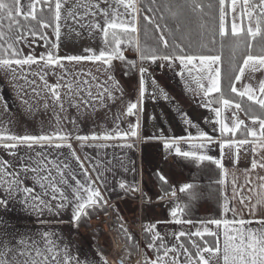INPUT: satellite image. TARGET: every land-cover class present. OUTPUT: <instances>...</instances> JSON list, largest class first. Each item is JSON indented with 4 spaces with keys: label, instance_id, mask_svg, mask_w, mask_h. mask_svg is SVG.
Instances as JSON below:
<instances>
[{
    "label": "crops",
    "instance_id": "obj_1",
    "mask_svg": "<svg viewBox=\"0 0 264 264\" xmlns=\"http://www.w3.org/2000/svg\"><path fill=\"white\" fill-rule=\"evenodd\" d=\"M90 1L94 3L93 1L95 0ZM96 1L97 3L103 2V0ZM28 2L29 0H21V3L24 5ZM65 3L66 1L62 0L61 11L64 10L63 5ZM134 3L139 17L138 0ZM250 3L257 4L259 0H250ZM52 5L53 19L55 20V0H52ZM40 7L41 5H38L37 11ZM239 12L240 9L238 7L236 13L237 23H240ZM232 15L231 13V18ZM247 23V17H245L244 24L247 25ZM136 26V40L139 43V18ZM252 26L255 27L254 19ZM43 31L44 34H48V28L43 29ZM37 37L39 38V36ZM42 41L45 43V48L41 53H45L48 50V45L46 41ZM18 43L21 50L20 57L26 56L27 53L21 42L19 41ZM125 43L127 44L128 42ZM6 44H0V58H13L11 49L8 52L4 51V49L8 48L9 43ZM123 45H121V50L125 60H113L111 68L103 65L102 62L84 61L80 65H76L74 69L77 72L81 68L85 72L90 71L98 77L100 83L107 81L106 87H113L114 82L118 84L120 90L113 88V95L116 97L115 101L107 99V95H105V106L103 107L97 101L94 108L93 106L81 105L77 109L66 102L64 112H59V109H56L63 130L72 133L73 137L75 135H92L93 133L103 134L106 130H113L117 125L119 126V130L127 131L130 125L139 121V135L136 138L128 140L88 141L84 142L83 147H81L82 142L74 138L68 141L72 144L76 156L84 163V167L88 169L92 179L96 182V187L100 189L106 204L102 207L97 206L87 209V215H82L79 221H75L73 220L71 207L61 210L59 214L49 213L47 210L44 211L43 215L32 212L23 204L25 194L21 191L15 194V199L8 202L6 210L0 208V218L8 221L11 225L8 231H15L17 234L16 238L18 239L25 231L31 233L47 230L53 233L52 239L56 242L58 250L61 252L67 250L72 257L78 258L80 264H105V262L106 264H115L114 259L118 253L112 250L105 229L93 223L96 215L101 214L108 209L107 207H110L121 224L120 229L117 231L121 243L118 248H122L123 252L130 253L131 255H141V259L143 256H148V245L153 242L152 238L149 237L150 233L153 236L158 233L156 228L161 229L165 226L173 228L182 227V224H176L174 222L175 218L171 216L172 210L178 207L172 204L173 201H170L174 197L166 198L173 191H177L172 181L175 180V177L182 176V169L185 173L188 170V175H190L195 172L194 167L196 164L201 163L191 158L176 155L175 146L172 149L164 148L163 145L166 140L179 137L185 138L178 145L182 151H197L198 154L210 155L214 159H220L224 165V168L221 169L210 161H204L203 172H201L203 175L200 173L199 179L207 178L209 179L207 181L215 184L217 187L215 194L220 197L222 205H224L225 197H227L230 207L235 209V215L231 211L225 214L222 206L221 211L215 215V218L211 217L210 213L207 215V218H204L205 221L211 219L243 218L246 221H252L247 227H259L256 221L264 218V168L259 167V164L264 163V148H261L259 145L264 141H261L259 136V124H253L251 117L258 116L264 119V109L248 101L247 97L243 99H246L250 104L246 106L241 104L243 110L238 111L234 107L226 109L222 104L215 103V100L220 96L219 93H212L210 97L205 98L213 101L210 107H205L202 93L190 90L197 87L192 77L182 78L178 75L182 70L179 61L168 62L157 60L156 62H152L151 65L141 63V61L139 63V51H134L132 48L125 49ZM41 53L33 55L38 57ZM58 54L64 56L60 49L58 50ZM67 63L65 61L66 65ZM11 68L16 69V79H13L11 70L0 68V97L7 104L6 111L0 105V128L5 129L8 134L17 135L42 134V126L43 132L54 130L57 126V116L53 115L51 99L47 97L46 93H42L40 96L35 95L32 91V87L34 86L27 85L24 79L20 78L18 66L12 65ZM141 68L147 69L143 74L145 94L142 110L137 111L133 116H127L125 115L127 104L129 102H137L140 99ZM24 70L29 71L28 66H25ZM39 70L37 65H32L30 69L32 72ZM55 71L59 73L60 69L57 68ZM138 73L140 74L138 75ZM166 73H171L173 76L170 78L165 75ZM109 76H112L114 80H109ZM84 78L92 82L90 76ZM28 79H35L37 84H42L38 77L29 75ZM46 79L50 84L56 83V76L51 75V73H49ZM152 80L153 82H158L157 85L159 87L157 89H155ZM262 80H264V68L253 72L249 66V69L245 70V74L241 80L235 83L237 89L241 91L245 85H251L256 89V96L261 97L258 89L259 83ZM205 85L207 86L206 81ZM168 89H170V92ZM93 94L95 95V89H93ZM165 97L168 98V101L165 100ZM224 98L226 97L224 96ZM46 99L49 104L47 110L43 107ZM24 100H27L33 106L31 112L28 111L27 105L23 103ZM76 100L78 102L79 98L77 97ZM215 107L221 108V116L219 118L211 111V108ZM249 108H251L250 112L248 111ZM234 112L240 120L244 121V125L235 136L231 133L222 135L219 131V124L215 125L216 120H223L224 123H227L231 127L233 125ZM118 116L119 119H117ZM187 117L188 120H186ZM199 119H203L204 123H200ZM189 120L191 123L186 122ZM50 123L52 125L51 129L49 128ZM192 123L194 126L191 125ZM245 127L255 129L257 137L246 135ZM168 129L172 130V136H168ZM201 131L213 137V141L210 143L199 139L186 141V138L189 136L198 137ZM245 138L252 141V143L240 146L239 148L225 146L223 151H221L220 143L222 141ZM99 143H107L109 146L105 148L89 146ZM125 143L133 144L134 147H122L121 145ZM193 143H204L206 147L192 149L191 144ZM254 148L255 151H253ZM59 151L62 153V155H59V160H66L69 164V169L66 171L74 172L77 178L83 179L80 175L78 163L69 154V149L65 147ZM25 153L26 149L21 148L18 154L24 155ZM27 154L34 155V153ZM56 155V153H53L49 159H52ZM0 157L5 160L14 161L16 166L19 165V161L15 157H11L5 153L2 148H0ZM253 159L258 164L255 169L251 167ZM182 162L183 168L181 167ZM93 164L97 165L99 171L103 174L102 179L97 180L96 173L92 171ZM160 176L165 177V185L158 184L156 181V178ZM68 178L69 182L74 184L71 177L69 176ZM220 181H224V183H220ZM121 182H125L126 185H135L136 191L121 189L119 187ZM25 184L33 186L34 181L29 179L25 181ZM170 189H173V191ZM233 189H235V194ZM65 190L71 195L70 190ZM36 191H40L38 186H36ZM175 197L184 198L186 203L188 194L177 192ZM46 199L48 198L46 197ZM241 199H243V203L240 202ZM258 201L260 202V206L256 207ZM131 204H133L136 210L135 219H132L133 214L129 212ZM153 204L159 205L158 208H160L157 213L158 219L156 220L149 219L151 214L147 206ZM190 208L192 209L193 205L185 206L183 209L189 211ZM191 212L194 213L192 219L197 220V210L193 209ZM184 218L188 219L185 216ZM42 220L49 221V223H41ZM195 224L198 225L197 222ZM153 225L155 227L152 228V231H147ZM207 225L211 226L213 231L217 230L215 225L204 224V226ZM3 231L5 229L0 227V232ZM219 231L222 233V226ZM129 237L131 238L129 239ZM158 242L159 240L155 241L156 244ZM158 253L156 256H152V259H155L159 255ZM205 255L207 256V254Z\"/></svg>",
    "mask_w": 264,
    "mask_h": 264
},
{
    "label": "snow or ice",
    "instance_id": "obj_2",
    "mask_svg": "<svg viewBox=\"0 0 264 264\" xmlns=\"http://www.w3.org/2000/svg\"><path fill=\"white\" fill-rule=\"evenodd\" d=\"M104 3H109V0H103ZM117 6H123L124 13L119 11L113 12V18L108 19V11L100 9L101 13L105 17V26L101 28V25L97 23L95 27L101 29L105 38V48H102L98 53L92 49H85L86 55H65L60 56L59 50V38L61 35L59 21L61 19V7L62 0H55V26L46 23L37 17L38 5H46L49 8L52 7V0H29L24 5L21 0H0V26L4 19L9 21V30H11L13 24L19 27V17L22 15L25 21H36L41 29L53 27L55 35V41H49V38L44 33H37L35 29H29L28 35H31L34 40L37 36L39 39L48 42V50L45 53H41L38 57L33 54H27L20 57V53L13 47L12 44H8V48L4 49L8 52L11 49L13 58H0V68L9 69L13 73V79H16V69H12V65L18 66L20 69V78L24 79L25 83L32 87V91L35 95L40 96L42 93H46L47 97L52 101L53 115L57 116V126L54 130L43 132L42 134H8L5 129L0 128V148L3 149L11 157H15L19 161V165L16 166L14 161L5 160L0 157V208L7 209L8 202L16 198V193L23 192L25 198L23 204L27 209L35 212L39 215H43L47 210L49 213L59 214V212L65 208L71 207L73 220L79 221L82 215H87V209L97 206H104L106 201L103 200L102 193L96 182L92 179L88 169L84 167V163L80 161V158L76 156L75 150L72 148V144L69 143L72 138L81 141V147L84 146V142L88 141H112V140H128L138 137V129L140 127L139 121L129 126L127 131L119 130V126L113 130H106L103 134L93 133L92 135H75L63 130V127L59 122V112H64L65 103H69L70 106L80 108L81 105L93 106L95 102H99L101 107L105 106V95L107 99L115 101L116 97L113 95V88L120 90L119 85L115 82L113 87H106L107 81L100 83L98 77L93 75L90 71L85 72L82 68L79 72L74 71L76 65H80L81 62H102L103 65L112 67L113 60L124 61L125 57L121 50V45L125 42L133 44L137 51H140L141 60H151L156 62L157 60H163L168 62L179 61L182 66V70L178 73L182 78L184 72L187 71L188 75L192 77V80L196 83V89H190L191 91H198L202 93V99L204 100V106L210 107L213 101L211 99H205L211 96L212 93H219L220 96L215 103L222 104L224 108L234 107L236 110H243L241 103L234 102L233 100L224 98V94L221 90V56L220 55H205V54H191L185 51L181 45L176 44L174 47L178 49V52H174L173 55L158 56L155 54V49H151L153 54L147 55L145 51L139 49V43L132 35L137 32V8L134 0H115ZM195 3V0H193ZM219 3V35L221 38L225 37L228 32L226 28V17L229 12V7L226 6V0H218ZM99 7V5H94ZM111 7V4H109ZM209 8L212 4L208 5ZM240 9L239 19L240 23H237V9ZM195 8H202L200 4H195ZM130 9V11H129ZM258 9V12H257ZM230 11L232 15L231 22V34L233 36H239L241 33L246 32L247 36L252 40H255L258 36L264 39V0H259L258 4L250 3V0H230ZM255 13V17H254ZM71 15V12L69 13ZM128 15L130 20H123L120 17ZM247 17V25L244 24V19ZM145 19H148L145 17ZM253 19L255 27L252 26ZM159 30V25H157ZM111 30V31H110ZM4 33L0 32V40L4 39ZM28 35H17L16 40L19 42L23 40L28 43ZM109 36L111 39L109 40ZM159 43L165 48L169 46L168 40L161 33L159 37ZM215 41H213L214 43ZM31 45H29L30 47ZM251 49L252 44H248ZM19 57V58H16ZM67 61V65L65 64ZM32 65H37L39 71H30ZM25 66H28L29 71H25ZM253 72L260 71L264 68V55L254 56L249 54L243 61V66L239 68V74L235 76L234 81L230 83V92L236 94L241 99L247 97L248 101H251L261 109H264V80L259 83V93L261 97L256 96V89L251 85H245L243 90H238L236 83L241 80L245 74V70L249 69ZM134 67V64H133ZM60 69L57 73L55 69ZM46 69V71H45ZM147 71L145 68L140 69L141 73V87H140V99L137 102H129L126 106L125 115L133 116L137 111L142 110L143 97L145 94L143 74ZM193 72L196 74L193 75ZM51 75L56 76V83L50 84L46 77ZM32 75L38 77L42 84H37L35 79L29 80L28 76ZM90 76L91 81L84 77ZM109 80H114L112 76L108 77ZM207 82V86L205 85ZM95 89V95L93 94ZM79 98L78 102L76 98ZM23 103L27 105L29 112L33 110V106L29 104L27 100ZM0 105L7 110V104L0 97ZM44 109L49 108L47 99L43 105ZM216 117L221 116V108H211ZM251 111V108L248 109ZM119 119V116L117 117ZM253 124H259V136L261 141H264V119L258 116L251 117ZM191 123V121H186ZM74 123V121H73ZM216 123L219 124V131L223 135L225 133H231L233 136L244 125V121L240 120L236 113H233V125L229 127L223 120L217 119ZM49 128H52L51 123ZM246 135L251 137H257V131L255 129H249L245 127ZM199 139L213 141V137L207 133L201 131L198 137L189 136L186 141ZM181 140H185L184 137L172 138L166 140L164 148L172 149L175 146V154L191 158L196 162L210 161L218 168L223 169L224 165L220 159H214L210 155L198 154L197 151H182L178 146ZM252 141L248 139L240 140H224L220 143L221 151L227 147H237L250 144ZM98 148H105L109 145L107 143H99L95 145ZM122 147L132 148L133 144L125 143ZM264 148V142L259 145ZM69 149V154L77 161L78 168L80 169V175L83 179L77 178L76 173L66 171L69 169V164L65 161L59 160V155L62 153L59 151L63 148ZM204 143L191 144L192 149L205 148ZM21 148L26 149L24 155H19ZM39 149V150H37ZM255 151V148L253 149ZM27 153H34V155H28ZM53 153L57 155L52 159H49ZM87 159V157H86ZM238 162V154H237ZM258 164L255 159L252 160V169L257 168ZM259 167L264 168V163L259 164ZM92 171L96 173L97 180L102 179V173L99 171L98 166L93 164ZM31 174V175H30ZM74 181V184L69 182V178ZM33 180V186L25 184L26 180ZM161 181L166 182L165 177L160 176ZM224 183V181H220ZM36 186L40 191H36ZM64 186V187H61ZM119 187L128 191H136L135 185H126L125 182H121ZM193 188V185L184 184L179 191L186 192ZM70 190L71 195L68 191ZM235 194V189H233ZM173 197L176 196V192L171 193ZM46 197L48 199H46ZM197 196L194 192H189V199L194 200ZM56 202V203H53ZM243 203V199L240 201ZM260 206V202H257V206ZM183 208H174L171 212V216L176 224H192V220H182L178 216L183 213ZM233 212L235 215V209L230 207L227 197H225V203L223 205V212ZM41 223H49V221L42 220ZM203 224L215 225L216 231L210 230L208 227H204L203 231L197 230L195 232L180 231L178 234H174L175 239L180 241L181 237H187L191 248L195 249L193 254L189 247L180 242L171 247L161 245L163 248V254L158 255L155 260L146 261V264H264V218L259 219L256 223L259 225L257 228L247 227L252 221H246L245 219H211ZM223 227L222 233L219 229ZM0 227H3L5 231L0 232V264H80L78 258L72 257L67 250L63 252L59 251L56 242L52 239L53 233L45 230L43 232H29L25 231L23 234L16 238L15 231H8L11 227L8 221L0 218ZM148 228L147 231L151 232L152 228ZM222 235V241H221ZM205 236L213 237L215 245L208 244L207 240L203 238ZM192 237H199L203 243H197ZM131 237H129L130 239ZM162 239L159 234H154L152 237L153 243L148 247H156L155 241ZM207 254V256L205 255ZM106 264V262H105Z\"/></svg>",
    "mask_w": 264,
    "mask_h": 264
},
{
    "label": "trees",
    "instance_id": "obj_3",
    "mask_svg": "<svg viewBox=\"0 0 264 264\" xmlns=\"http://www.w3.org/2000/svg\"><path fill=\"white\" fill-rule=\"evenodd\" d=\"M229 3V0H226V6L229 7ZM195 4H200L202 8H195ZM209 4H212L211 8L208 7ZM138 7L139 49L141 51L151 55L153 54L151 49H155V54L158 56L173 55L174 52L179 51L174 46L179 44L186 52L191 54L220 55L221 90L224 96L241 103L243 106L250 104L246 99H241L236 94L231 93L229 85L234 81L235 76L239 74V68L243 66V61L249 54L254 56L264 55V39L258 36L255 40H252L246 32L241 33L239 36H233L231 34L229 12L226 17L228 34L221 38L219 35L218 0H195V3L193 0H138ZM52 9L53 5L49 8L41 4L37 11L38 19L54 26L55 20L53 19ZM145 17L148 19H145ZM157 25H159V30ZM2 28L6 36L0 40V44L3 45L6 41H9L19 53L21 50L16 40L17 35H28L29 29H35L38 34L44 33L36 21L31 20V18L25 21L23 16L19 17V27L13 24L11 30H9V21L4 19L2 26H0V32ZM262 28H264V25H262ZM161 33L169 42L167 48L158 42ZM132 35L136 39V34ZM109 38L111 37L109 36ZM213 41L215 42L213 43ZM249 43L252 44L251 49L248 47ZM46 44L48 45V42ZM131 45L136 51V47L133 44ZM141 62L152 64L150 60H141ZM203 162L196 164L194 167L195 172L190 175L187 174L191 179L190 185H193V188L184 192V194H188L189 198V192H194L197 200L203 198L208 202L211 201L210 216L215 218V215L221 211L222 201L215 194V191H217L215 184L207 181L209 180L207 178L198 179L199 174L203 172ZM181 167L183 168V162ZM201 174L203 175V173ZM156 181L161 185L166 184L159 177L156 178ZM170 190L173 191V189ZM186 203L191 204L190 201H186ZM150 235L151 237H149L152 238L151 233ZM203 239L207 240L208 244L215 245L213 237L205 236ZM196 240L203 246L201 238L196 237ZM185 242L190 249H194L191 248L187 239H185Z\"/></svg>",
    "mask_w": 264,
    "mask_h": 264
},
{
    "label": "rangeland",
    "instance_id": "obj_4",
    "mask_svg": "<svg viewBox=\"0 0 264 264\" xmlns=\"http://www.w3.org/2000/svg\"><path fill=\"white\" fill-rule=\"evenodd\" d=\"M66 1V3L63 5L64 10L61 11V19L59 21L60 24V31H61V35L59 38V49L61 50L62 55H86V54H90V53H86L85 49H92L95 52H99L102 48H105V43H104V36H103V32L101 31V29H97L95 27V25L97 23H99L101 25V28H103L105 26V17L103 16V14L101 13L100 9H105L108 11V19H112L113 18V12L114 11H119L121 13L125 12V9L123 8V6H117V3L115 2V0H109V3H97V1H93L94 3H91L92 1L90 0H85V1H77V0H64ZM90 1V2H89ZM230 2V0H229ZM255 2V1H254ZM99 5V7H95L94 5ZM109 4H111V7H109ZM258 4V3H257ZM130 11V10H129ZM71 12V15L69 14ZM258 12V9H257ZM137 15V13H136ZM229 15H230V26H231V22H232V18H231V11H230V3H229ZM138 15H137V22L138 23ZM121 19L127 21L130 20L131 17L128 15H124L121 17ZM55 26V23H54ZM53 26V27H54ZM53 27L48 28L47 31V37L49 38L50 41H55V35L53 32ZM4 34L5 31L2 28L1 29ZM6 36V35H5ZM23 48L25 49V52L27 54H39L41 52L44 51L45 48V43L39 39L38 37L35 38H28V43L26 44L23 40H20ZM5 43H9V41H6ZM6 44V45H7ZM10 44V43H9ZM29 45H31L29 47ZM126 48H132V45L129 43L126 44L124 43L123 45ZM139 57V56H138ZM137 57V58H138ZM141 59L140 57L138 58V62L140 63ZM151 61V60H150ZM142 63V62H141ZM178 63V62H177ZM140 73H138L139 75ZM196 73L193 72V75H195ZM168 77H172L173 75L171 73L169 74H165ZM151 77V76H150ZM191 76L188 75L187 71L184 72V77L183 78H190ZM153 85L155 86V89H157L159 86L157 85L158 82H153ZM168 91L170 92V89H168ZM172 93V92H171ZM165 100L168 101V98L165 97ZM231 100V99H230ZM234 101V100H233ZM235 102V101H234ZM170 109V108H168ZM186 120H188V117L186 118ZM200 123H204L203 119H199ZM192 126H194V124H191ZM217 126V123L215 124ZM168 136H172V130L168 129ZM164 136V135H163ZM188 170H186V173ZM182 176H178L177 178L175 177V180L172 181L176 187L177 192H180L179 189L184 185V184H190L191 179L190 177L183 171H181ZM199 179V178H198ZM202 180V179H199ZM181 194H183V192H181ZM173 197V196H172ZM184 197V196H182ZM179 197L176 198L174 197L173 199H171L170 201H173V205L174 206H178L179 208H184L185 206H189L188 204L185 203L184 198ZM166 198H168V196H166ZM187 202L190 201V205H193V208L189 211H187L186 209H184L183 213L181 215H179V219L182 220H192L193 223L192 224H182V227H168L165 226L161 229H157V232L159 235H161L160 237L162 239H159L158 244H156V247H149L148 248V256H143L141 261V264H146V261H150V260H155L152 259V256H156L158 252L159 255L163 254V248H161V245L167 246V247H171L173 245H176L180 242H183L187 245V243L185 242V239L188 238L187 237H181L180 241H177L175 239L174 234H178L180 231H184V232H195L198 229L203 231V228L205 227L203 223L201 222H206L205 221V217L207 218V215L211 213V201L208 202L206 201V199L204 200L203 198L197 200H190L189 198L186 199ZM194 202V204H193ZM159 205L157 204H153L150 206H147L148 209L150 210V217L149 219L152 220H156L158 219L157 213L160 210V208H158ZM223 206V205H222ZM158 208V210L156 211V209ZM176 208V207H175ZM197 210V220L192 219L193 217V212H191V210ZM129 212L131 214H133V218L135 219V214H136V210L135 207L133 206V204H131L129 206ZM160 213V212H159ZM185 213V215H184ZM187 215V216H186ZM202 215V216H201ZM184 216L188 219H185ZM190 216V217H189ZM159 218H161L159 216ZM202 220V221H199ZM198 223V225H196L195 223ZM208 227L210 230H212L211 226H206ZM151 237V235H150ZM193 240H196V237H192ZM197 241V240H196ZM153 243V242H151ZM149 243V244H151ZM198 243V241H197ZM121 244H117L116 247H119ZM202 246V245H201ZM189 250L195 254V249H190ZM135 259V255H130L128 262L130 264H133V260ZM165 264H167V261L165 262Z\"/></svg>",
    "mask_w": 264,
    "mask_h": 264
},
{
    "label": "built area",
    "instance_id": "obj_5",
    "mask_svg": "<svg viewBox=\"0 0 264 264\" xmlns=\"http://www.w3.org/2000/svg\"><path fill=\"white\" fill-rule=\"evenodd\" d=\"M177 194V191H175ZM168 198H172V195H169ZM102 212L99 215H96L93 219V223L96 226H100L105 229L106 235L109 239V243L112 246V250L118 253L117 257L114 259L115 264H130L128 259L130 257V253L123 252L122 248L116 247V242H119L118 229H120L121 224L119 223V219L116 214L111 210L110 207ZM141 255H135V259L133 260V264H141ZM139 261V263H138Z\"/></svg>",
    "mask_w": 264,
    "mask_h": 264
},
{
    "label": "bare ground",
    "instance_id": "obj_6",
    "mask_svg": "<svg viewBox=\"0 0 264 264\" xmlns=\"http://www.w3.org/2000/svg\"><path fill=\"white\" fill-rule=\"evenodd\" d=\"M118 243L121 244L120 241H119V242H116V245H117ZM138 263H139V261H138Z\"/></svg>",
    "mask_w": 264,
    "mask_h": 264
}]
</instances>
